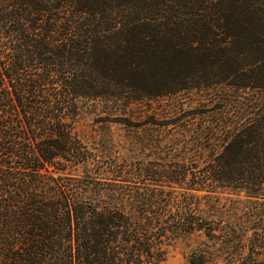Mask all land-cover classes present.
Returning a JSON list of instances; mask_svg holds the SVG:
<instances>
[{"label":"trees","instance_id":"1","mask_svg":"<svg viewBox=\"0 0 264 264\" xmlns=\"http://www.w3.org/2000/svg\"><path fill=\"white\" fill-rule=\"evenodd\" d=\"M218 88L240 92L233 118L209 130L221 147L199 176L168 175L183 193L131 181L97 192L61 173L87 161L79 99ZM213 184L245 193L253 225L190 194ZM261 215L264 0H0V264H163L165 243L195 232L221 264H264Z\"/></svg>","mask_w":264,"mask_h":264},{"label":"rangeland","instance_id":"2","mask_svg":"<svg viewBox=\"0 0 264 264\" xmlns=\"http://www.w3.org/2000/svg\"><path fill=\"white\" fill-rule=\"evenodd\" d=\"M239 93L219 88L191 89L130 105L114 99H79L73 132L87 151V161L61 173L67 177V183L74 182L81 188L88 185L97 192L113 184L126 186L125 181H131L136 182L133 187L138 189L145 186L150 190L183 193L178 183H168V175L189 167L190 173L199 176L201 169L213 163L221 142L219 135L212 136L209 130L212 131L216 124L231 123L234 105L230 104ZM224 105H228V114L223 115L219 123L215 109ZM215 185L211 192L193 191L190 194L218 199L226 206L224 221L232 223L229 217L237 215L247 218H242L247 221L245 225H253L251 202L245 193ZM198 187L192 182L187 186ZM213 243L216 242L202 232L166 242L163 264H190L193 259L197 260L201 251L206 252L204 264H221L218 253L211 250Z\"/></svg>","mask_w":264,"mask_h":264}]
</instances>
